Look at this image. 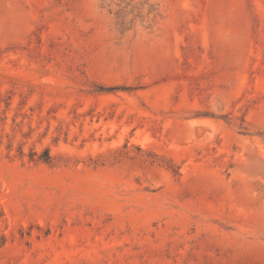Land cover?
Wrapping results in <instances>:
<instances>
[{
  "label": "rangeland",
  "instance_id": "1",
  "mask_svg": "<svg viewBox=\"0 0 264 264\" xmlns=\"http://www.w3.org/2000/svg\"><path fill=\"white\" fill-rule=\"evenodd\" d=\"M0 264H264V0H0Z\"/></svg>",
  "mask_w": 264,
  "mask_h": 264
}]
</instances>
